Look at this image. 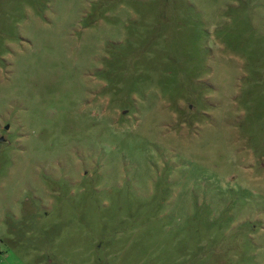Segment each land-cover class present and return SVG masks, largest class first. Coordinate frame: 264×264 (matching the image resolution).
Segmentation results:
<instances>
[{
  "label": "rangeland",
  "instance_id": "obj_1",
  "mask_svg": "<svg viewBox=\"0 0 264 264\" xmlns=\"http://www.w3.org/2000/svg\"><path fill=\"white\" fill-rule=\"evenodd\" d=\"M0 264H264V0H0Z\"/></svg>",
  "mask_w": 264,
  "mask_h": 264
}]
</instances>
